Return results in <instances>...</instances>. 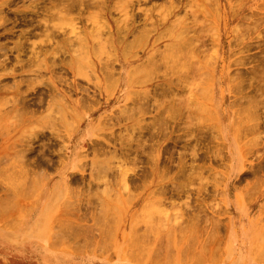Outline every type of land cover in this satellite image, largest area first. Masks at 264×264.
<instances>
[{
	"label": "rangeland",
	"instance_id": "obj_1",
	"mask_svg": "<svg viewBox=\"0 0 264 264\" xmlns=\"http://www.w3.org/2000/svg\"><path fill=\"white\" fill-rule=\"evenodd\" d=\"M21 1L24 11L42 2ZM47 1L38 6L50 5ZM136 1L100 0L83 13L74 9L47 18L56 42L40 36L23 39L28 48L23 60L32 48L43 55L32 71L14 66L18 35L30 27L16 21L12 38L0 39L10 50L0 56V264H35L36 255L45 264H264V91L260 96L256 90L264 78V53L257 57L264 52V0H194L198 7L192 0H174V8L171 0ZM8 12L11 27L19 16ZM63 36L73 47H65ZM80 38L86 40L95 71L76 62ZM64 60L75 63L74 70L64 67ZM259 62L261 70L255 68ZM51 64L56 65L53 71ZM109 65L117 76L113 91L106 85L115 84V78L104 77L106 70L111 72ZM236 74L243 86L237 88L246 95L240 104L244 97L235 92L240 83ZM75 85L86 87L84 95ZM199 85L211 98H203ZM65 105L80 116L72 133L56 120ZM234 119L245 123L241 140ZM212 123L219 132L212 131L209 139ZM245 128L252 132L248 135ZM142 144L145 150L135 154ZM127 147L129 152L132 148L129 156Z\"/></svg>",
	"mask_w": 264,
	"mask_h": 264
},
{
	"label": "bare ground",
	"instance_id": "obj_2",
	"mask_svg": "<svg viewBox=\"0 0 264 264\" xmlns=\"http://www.w3.org/2000/svg\"><path fill=\"white\" fill-rule=\"evenodd\" d=\"M18 1H20V2H23L22 3V5H20V2H18ZM47 1V0H46ZM45 0H44V2H46ZM140 1V0H139ZM138 0L136 1V2H139ZM143 1H148V0H143ZM167 1V0H166ZM170 1V0H169ZM178 1H180V0H178ZM191 0H189V2H190ZM205 1V0H204ZM210 1V0H209ZM212 1V0H211ZM216 1V0H215ZM42 2H43V0H42ZM37 3V4H35V5H30L29 7L31 8V10H28V11H24V10H20L19 8L21 7V6H23L25 3H24V1H21V0H0V39H4V38H12V36H13V29H15V27L17 26V25H15V23H17L16 21H19V24L18 25H25V26H27V27H30L29 29H26L27 31L24 33H20L19 35H18V38H19V40L16 42V45H15V47H14V49L16 50V51H18L17 52V55H16V58L14 59L15 60V63H14V66H18V68L20 69V70H23V69H26V72H28V71H32V67H34V66H36L35 64H36V62H38V60H39V58L40 57H42L43 55H42V52L41 51H36V50H34V48H32L31 49V51H30V54L31 55H28L29 57L27 58V59H25V60H23L21 57H22V54H25L26 55V52H27V47H25V45H24V42H23V39L25 38V42L26 41H29V38H31V37H34V36H40V37H44L45 38V40L47 41V42H50V41H55L56 42V37H57V34H55L53 31H51L52 29L50 28V30L48 29V27L47 26H49L48 25V20H47V18H49V19H51V18H53L54 16H56V14H60V13H65V12H72L74 9H77L80 13H83V12H85V11H87L88 9H90V8H94V7H98L100 4V0L99 1H96V2H93V3H89V2H87V1H85V0H48L47 2L50 4V5H47V3L45 4V5H43V6H41V7H39L38 6V4L40 5V4H43V3ZM168 2V1H167ZM191 2H193L194 4H195V2H194V0H192ZM190 2V3H191ZM207 2V1H206ZM212 2H214V0L212 1ZM218 2V1H217ZM140 3V2H139ZM169 3V2H168ZM170 5H172L173 3H175V1L174 0H171L170 1ZM188 2L186 1V4H187ZM175 4H177V1H176V3ZM174 4V5H175ZM198 4V3H197ZM197 4H195V5H197ZM26 5V4H25ZM169 5V6H170ZM178 5V4H177ZM193 5V4H192ZM191 5V6H192ZM211 5H214V4H211ZM199 6H200V4H199ZM172 7L174 8V6L172 5ZM176 7V6H175ZM178 7V6H177ZM188 7H190V6H188ZM197 7H198V5H197ZM200 7H202V6H200ZM170 8H171V6H170ZM19 9V10H18ZM23 9H25V8H23ZM172 10V9H171ZM8 11H12L13 12V14L15 15V16H19V17H17L16 19L17 20H15V19H13V20H15V21H13L12 22V26L11 27H8L7 25V22L11 19V18H9V20H8V18L6 17V15L5 14H9V12ZM11 12V13H12ZM194 12V11H193ZM195 12H197V13H195V14H198V11L196 10ZM46 14L48 17H46V15H45V17H46V19H44L43 21H42V19H39L38 20V18H37V16H39L40 14ZM210 15H212V14H210ZM192 16V15H191ZM202 16V15H201ZM186 18V17H185ZM193 18V17H192ZM192 18H191V20H192ZM198 18V17H197ZM194 19H196L195 18V16H194ZM197 21V23H198V21L199 20H196ZM200 21H202V20H200ZM117 22V21H116ZM10 23V22H9ZM177 25V24H176ZM175 25V26H176ZM118 26V25H117ZM117 29L119 30V28L117 27ZM190 29V28H189ZM198 29V28H197ZM196 29V30H197ZM200 30H201V28H199ZM169 30V29H168ZM172 30H173V28H172ZM187 31H188V27H187V29H186ZM192 30V29H191ZM193 32H194V30H192ZM191 31V32H192ZM198 31V30H197ZM110 32V31H109ZM169 32V31H168ZM168 32H166L167 34H168ZM171 32V31H170ZM181 33H183V32H181ZM181 33L180 34H178V35H180L181 37H182V35H181ZM172 34V33H171ZM64 35H66V34H64ZM177 35V36H178ZM186 35V34H185ZM194 35V34H193ZM196 35V34H195ZM159 36H161V35H159ZM179 37V36H178ZM200 37V36H199ZM198 37V39H201V38H199ZM202 37V36H201ZM160 38V37H159ZM212 38H214L213 36L211 37V38H209L210 40H213ZM217 38V37H216ZM215 38V39H216ZM70 38L67 36V37H65V36H63L60 40H62V42L65 44V47H70V46H72L73 47V44H72V42H70V40H69ZM157 39H158V37H157ZM156 39V40H157ZM191 39V41H192V38H190ZM193 39H194V37H193ZM202 39H203V37H202ZM201 39V40H202ZM208 39V40H209ZM214 39V40H215ZM159 40V39H158ZM188 40V39H187ZM186 40V41H187ZM195 40V39H194ZM197 40V39H196ZM204 40V39H203ZM118 41H120V40H118ZM190 41V42H191ZM185 42V41H184ZM189 42V41H188ZM193 42V41H192ZM191 42V44H193ZM196 42V41H195ZM212 42V41H211ZM214 42V41H213ZM215 42H216V40H215ZM80 43H81V50L79 51L80 53L78 54V52L76 53V54H74V55H78L76 58L78 59V60H76V62H77V64L78 65H80V66H82V67H84V66H88V64L90 65V67H92L93 69H94V71L96 70V69H98L97 68V66L96 65H94V64H92V62H90V56H89V52L87 51V45H84V44H86V40L84 41V38L83 39H81L80 38ZM88 43V42H87ZM120 43V42H119ZM202 43H204V42H202ZM212 44V43H211ZM263 45H264V43H263ZM187 46V45H186ZM191 46V45H190ZM193 46V45H192ZM213 46V45H212ZM189 47V46H188ZM193 48V47H192ZM263 48V47H262ZM86 49V50H85ZM92 49H94V48H92ZM91 49V50H92ZM249 49V48H248ZM207 49H205V51H206ZM8 51H10L9 49H8V47L5 45V44H0V56L1 57H3L2 55H4V56H7V55H5V54H7V52ZM47 50H45L44 52H46ZM90 51V50H89ZM93 51V50H92ZM94 52V51H93ZM259 53H260V51H259ZM264 52H262V53H260V54H257V57L258 56H262V54H263ZM264 55V54H263ZM44 57H46V55L44 56ZM70 57H72V56H70ZM200 57V56H199ZM204 57V56H203ZM246 57H248V56H246ZM252 57H254V56H252ZM262 57H264V56H262ZM73 58V57H72ZM72 58H70L72 61H73V59ZM249 58V57H248ZM247 58V59H248ZM5 59V61H6V59L7 58H4ZM9 59V58H8ZM210 59V58H209ZM246 59V58H245ZM249 59H251V58H249ZM259 59H261V58H259ZM43 60V59H42ZM70 60V61H71ZM75 60L73 61V62H75ZM170 60V59H169ZM244 60V59H243ZM255 60H256V58H255ZM258 60V59H257ZM44 61V60H43ZM65 61V60H64ZM66 61H68V60H66ZM65 61V62H66ZM71 61V62H72ZM204 61H206V60H204ZM208 61V60H207ZM3 62H4V60L1 62L2 64H3ZM75 62V63H76ZM170 62V61H169ZM176 62V61H175ZM252 62V61H251ZM263 62H264V59H263ZM262 61H261V63H263ZM0 63V65H2ZM63 63V62H62ZM75 63H73V64H75ZM88 63V64H87ZM199 63V62H198ZM205 63V62H204ZM206 63H208V62H206ZM205 63V64H206ZM260 63V62H259ZM261 63L260 64H258L259 65V67H255V65L254 66H252L253 67V69H254V67L255 68H259L260 70H261ZM6 64H8V63H6ZM6 64H4L5 66H6ZM64 64V63H63ZM63 64H62V66H63ZM73 64L72 63H70V62H66L65 63V65H64V67H67V68H69V69H73L74 70V68H73ZM151 64H153V63H151ZM155 64V63H154ZM153 64V65H154ZM170 64V63H169ZM209 64V63H208ZM248 64V63H247ZM252 64V63H251ZM253 64H255V63H253ZM252 64V65H253ZM257 64V63H256ZM264 64V63H263ZM76 65V64H75ZM77 65V66H78ZM105 65V64H104ZM142 64H140V66H141ZM200 65V64H199ZM198 65V66H199ZM213 65V64H212ZM139 66V67H140ZM155 66V65H154ZM183 66H184V64H183ZM206 66V65H205ZM208 66V65H207ZM210 66V65H209ZM54 67H56V65H54V64H51V66L49 67V69L50 70H54ZM105 67H106V65H105ZM104 67V68H105ZM200 67H201V65H200ZM3 68H4V66H3ZM138 68V67H137ZM142 68H143V66H142ZM183 68H185V67H181L180 69H183ZM202 68V67H201ZM263 68V67H262ZM108 69H110V65H109V67H108ZM179 69V68H178ZM192 69V68H191ZM203 69V68H202ZM248 70H250L251 69V67H249V68H247ZM247 69H246V72H247ZM105 70H106V68H105ZM135 70H136V68H135ZM186 70H187V67H186ZM189 70H190V68H189ZM199 70V69H198ZM110 71L111 72H109V73H106L107 72V70H106V72L105 71H103V73L105 72L106 73V76H105V73H104V77L106 78V79H108V78H110V79H114L115 77H117V76H115L116 75V73H115V75H114V73H112L113 71H112V69H110ZM256 71V69L253 71V73H251V75L252 74H256L257 73V71ZM259 71V70H258ZM264 71V70H263ZM134 71L132 70V72H131V75H132V73H133ZM138 72V71H137ZM192 72L193 71H191L190 72V75L192 76ZM252 72V71H251ZM236 73H238V72H236ZM242 74H243V72H241ZM240 73V74H241ZM194 74V73H193ZM197 74V73H196ZM264 74V73H263ZM262 74V76H264ZM114 75V76H113ZM129 75H130V72H129ZM131 75H130V77H131ZM201 75H202V73H201ZM205 74H203V76H204ZM208 75V74H207ZM237 75V74H236ZM251 75H249V77L251 76ZM184 76V75H183ZM199 76H200V74H199ZM203 76H200V77H202L203 78ZM130 77H128L129 79H128V83H129V81H130ZM212 76H210V78H211ZM233 77H235V76H233ZM237 77H238V80L237 81H239V75H237ZM252 77V76H251ZM250 77V79L249 80H251L252 78ZM185 78H186V76H185ZM209 78V77H208ZM236 78V77H235ZM256 78V75H255V77L253 76V81H254V79ZM258 78V77H257ZM263 78V77H262ZM109 79V81L111 82V80ZM212 79V78H211ZM211 79H208V81L209 80H211ZM232 79V78H231ZM234 79V78H233ZM237 79V78H236ZM236 79H234L235 81H236ZM244 79V78H243ZM246 79H247V77H246ZM126 80V79H125ZM182 80V79H181ZM185 80V79H184ZM183 80V81H184ZM202 80H204V79H201L200 78V80L199 81H201L202 82ZM205 80H207V79H205ZM234 80H232V81H234ZM248 80V79H247ZM255 80H257V79H255ZM116 78H115V81H114V83L115 84H113V83H111V84H108V85H106V86H109L108 88L110 89V90H108L107 89V91H113V86L114 85H116ZM127 81V80H126ZM259 81H264V78H263V80H261V79H259ZM259 81H255L256 83H259ZM104 82V81H103ZM109 82V83H110ZM181 82V81H180ZM186 82V81H185ZM206 82V81H205ZM240 82V81H239ZM238 82V83H239ZM252 82V81H251ZM260 82V83H261ZM108 83V81L106 82V84ZM203 83V82H202ZM231 83V82H230ZM234 83V82H233ZM237 83V82H236ZM259 83V84H260ZM19 84V83H18ZM17 84V85H18ZM83 84V83H82ZM177 84V83H176ZM240 84H241V87H243L242 86V82H240L238 85H236V89L237 90H235V92H239L240 90L238 89L239 87L238 86H240ZM245 84V83H244ZM258 84V86L257 87H261L262 85V83L259 85ZM112 85V86H111ZM183 85H185V87H187V85L186 84H184L183 83ZM235 85H233V87H235ZM246 85H247V83H246ZM200 87H199V89L202 91V93H204L203 91L204 90H202L201 89V85H199ZM231 86H232V84H231ZM18 87V86H17ZM75 87V89H77V88H79L80 89V91L82 92V94L84 95V92H86V87L83 85H75L74 86ZM111 87V88H110ZM115 87V86H114ZM167 87H169V86H167ZM238 87V88H237ZM250 87V86H249ZM253 86H251V88H252ZM96 88V87H95ZM259 88H256V90H258V93H259V95H260V93H262L261 91L263 90L264 91V88H261V89H259ZM1 89V88H0ZM254 89V88H253ZM98 90L100 91V89L98 88ZM164 90V89H163ZM162 90V91H163ZM170 90H172V89H170ZM206 90V89H205ZM256 90L254 89V93L256 92ZM261 90V91H260ZM98 91V92H99ZM106 91V92H107ZM154 91V90H153ZM158 90H155V92H157ZM209 91V90H208ZM159 92H161V91H159ZM166 92H168L167 90H166ZM172 92V91H171ZM170 92V93H171ZM206 92V91H205ZM238 92H237V94H238ZM243 91H241V92H239L240 94H238V95H242L241 93H242ZM108 94H110L109 92H107ZM164 93V92H163ZM163 93H162V95H163ZM174 93V92H173ZM176 93V92H175ZM257 93V94H258ZM156 94V93H155ZM160 95H161V93H159ZM158 94V95H159ZM167 94V93H166ZM172 94V93H171ZM243 94H244V92H243ZM250 94V93H249ZM248 94V95H249ZM263 94V93H262ZM157 95V94H156ZM159 95V96H160ZM161 95V96H162ZM165 95V94H164ZM173 95V94H172ZM202 95V94H201ZM201 95H200V97H201ZM210 95V94H209ZM208 95V96H209ZM247 95V96H248ZM254 95V94H253ZM158 96V97H159ZM168 96H170V94H168ZM175 96V95H174ZM199 96V95H198ZM208 96H205V93H204V97L203 98H205V97H208ZM243 96V95H242ZM261 96V95H260ZM85 98H86V96H84ZM143 97V96H142ZM157 97V96H156ZM162 97H164V96H162ZM176 97H177V95H176ZM244 97V96H243ZM250 97H251V94H250ZM249 97V98H250ZM88 98V97H87ZM169 98V97H168ZM167 98V99H168ZM172 98H173V96H172ZM178 98V97H177ZM179 98H181L180 96H179ZM179 98H178V100H179ZM190 98V97H189ZM194 98V97H193ZM196 98V97H195ZM209 98H211V97H208V99ZM239 98V97H238ZM246 98V95H245V97L244 98H240V99H238L239 100V102H238V104H240V102H242L241 100H244ZM248 98V97H247ZM262 98V97H261ZM260 98V99H261ZM156 99H158V98H156ZM171 99V98H170ZM169 99V100H170ZM173 99H175V98H173ZM173 99H172V101L170 102V103H172L173 102ZM197 99V98H196ZM236 99L237 98H235V101H236ZM258 99H259V96H258ZM264 99V98H263ZM181 100V99H180ZM187 100V99H186ZM189 100V99H188ZM237 100V101H238ZM262 100V99H261ZM158 101H159V99H158ZM182 101V100H181ZM209 101V100H208ZM234 101V102H235ZM237 101H236V103H235V105L237 104ZM246 101V100H245ZM176 102H177V100H176ZM94 103V102H93ZM160 103V102H159ZM195 103V102H194ZM197 103V102H196ZM249 103V102H248ZM70 104H72V102H70ZM166 104V103H165ZM178 104H179V102H178ZM180 104H183L182 102L180 103ZM186 104V103H185ZM191 104V103H190ZM172 105H173V103H172ZM171 105V106H172ZM198 104H196L195 106H197ZM233 105V104H232ZM245 105V107H246V103L244 104ZM75 106H76V108H79V107H77V103L75 102ZM168 106V105H167ZM174 106V105H173ZM175 106H176V104H175ZM200 106L202 107V105H199V108H200ZM234 106V105H233ZM237 106H239V105H237ZM170 107V106H169ZM189 107V106H188ZM192 107V106H191ZM244 107V108H245ZM166 108V107H165ZM187 108V107H186ZM238 108V107H237ZM240 108H242L241 106H240ZM247 108V107H246ZM70 108H68L66 105L62 108V111H61V115H59V118L57 117L56 118V120H57V122H58V124L59 123H61V124H63L64 126H66V129H68V131H71L70 133H72V131L75 129V127H74V121L76 122L77 121V119H78V117H80L78 114H72V112H70V111H73V109H70ZM188 109V108H187ZM186 109V111H188V110H190V108L187 110ZM207 109V108H206ZM239 109V108H238ZM238 109H235V110H238ZM141 110V109H140ZM164 110V109H163ZM162 110V111H163ZM166 110V109H165ZM178 109H176V111H177ZM197 110H200V109H197ZM204 110H205V107L202 109V111L204 112ZM245 110V109H244ZM125 111V110H124ZM161 111V109H160V112H162ZM175 111V110H174ZM175 111V112H176ZM180 111V110H179ZM179 111H177L178 113H179ZM201 111V110H200ZM208 111V110H207ZM240 111V110H239ZM247 111V110H246ZM170 112V111H169ZM168 112V113H169ZM172 112V111H171ZM171 112H170V114H171ZM176 112V113H177ZM182 113H183V111H181ZM180 112V113H181ZM205 112H206V110H205ZM240 113V112H239ZM248 114H250L249 112H247ZM116 114V113H115ZM120 113H118V115H119ZM160 114V113H159ZM170 114H169V116H170ZM173 114V113H172ZM117 115V116H118ZM167 115V114H166ZM165 115V116H166ZM183 115H184V113H183ZM212 115V114H211ZM219 115V114H218ZM235 115V114H234ZM245 115V114H244ZM247 115V114H246ZM257 115V114H256ZM162 116V115H161ZM173 116V115H172ZM171 116V117H172ZM180 116H182L181 114H180ZM213 116V115H212ZM251 116V115H250ZM254 116V115H253ZM48 118H49V116H47ZM187 117V116H186ZM186 117H184V118H186ZM209 117H211V116H209ZM244 117V116H243ZM246 117V116H245ZM244 117V118H245ZM255 117V116H254ZM257 117V116H256ZM255 117V118H256ZM162 118H163V116L161 117V120H162ZM174 117H172V119H173ZM189 118L190 119H192L190 116H189ZM240 118H242V117H240ZM246 118H248V117H246ZM111 119V118H110ZM116 119V118H115ZM117 119H118V117H117ZM160 119V118H159ZM168 119V118H167ZM199 119H201V117L199 118ZM213 119V118H212ZM217 118H215V120H216ZM251 119V118H250ZM258 119H260L259 117H258ZM1 120V119H0ZM3 120V119H2ZM2 120H1V122H2ZM19 120V119H18ZM114 120V119H113ZM158 120V119H157ZM174 120V119H173ZM184 120V119H183ZM202 120V119H201ZM206 120V119H205ZM208 120V119H207ZM221 120V119H220ZM236 119H234V123H235V125H237V128H236V126H233V127H235V134H236V137L237 138H240L239 140H241V136H242V134H245L246 132H245V130L242 128V131L240 130V128H241V126H244V124H241V120H240V122L238 123L237 121H235ZM237 120H238V118H237ZM244 120V119H243ZM248 120V119H247ZM120 121V120H119ZM193 121V120H192ZM196 121V120H195ZM194 121V122H195ZM212 121V120H211ZM239 121V120H238ZM250 121V120H249ZM248 121V122H249ZM252 121V120H251ZM258 121V120H257ZM15 122V121H14ZM181 122V121H180ZM188 122V121H187ZM203 122H204V120H203ZM245 122V121H244ZM260 122V121H259ZM17 123V122H16ZM253 123H256L255 121H253ZM52 124V123H51ZM53 124H54V122H53ZM57 124V125H58ZM177 124H179V123H177ZM190 124V123H189ZM195 124V123H194ZM238 124H239V126H238ZM248 124V123H247ZM250 124V123H249ZM252 124V123H251ZM250 124V125H251ZM253 125V124H252ZM201 126V125H200ZM216 126V125H215ZM198 127V126H197ZM256 127H258V126H256ZM255 127V128H256ZM145 128V127H144ZM204 128V127H203ZM203 128H201V130L203 129ZM212 128H214V125H213V123L212 124H210V126H208V129H209V131H210V134L209 135H211V136H209V139H211V137L214 135V133L216 134V131L217 132H219V129H217V130H215L216 128H214V129H212ZM253 128H254V126H253ZM252 129V128H250V129H252L253 131L255 130V133H256V129ZM147 129V128H146ZM149 129H150V127H149ZM184 129H186V127L184 128ZM188 129V128H187ZM190 129V128H189ZM188 129V130H189ZM198 129V132H199V127L197 128ZM196 129V130H197ZM204 129H206V126H205V128ZM207 129V130H208ZM246 129V128H245ZM194 130V129H193ZM193 130H192V134L194 135V133H193ZM223 131H224V129H222ZM246 130H248V129H246ZM260 130V129H259ZM258 130V131H259ZM142 131V130H141ZM185 131V130H184ZM190 131H191V129H190ZM195 131V130H194ZM212 131H215L214 133L212 132ZM239 131H240V133H239ZM249 131L250 132H252L251 130H248L247 131V134L249 133ZM257 131V132H258ZM140 132V131H139ZM161 132V131H160ZM200 132H202V131H200ZM205 132V131H204ZM260 132V131H259ZM143 133V132H142ZM147 133V135H148V132H146ZM150 133H152V132H150ZM233 133V134H234ZM165 134V133H164ZM163 134V135H164ZM191 134V133H190ZM196 134H198L197 133V131H196ZM202 134H204V133H202ZM201 133H200V135H202ZM250 134V133H249ZM248 134V135H249ZM257 134H259V133H257ZM146 135V134H145ZM153 135V134H152ZM152 135H150V136H152ZM155 135V134H154ZM199 135V134H198ZM206 135V133L204 134V136ZM208 135V134H207ZM206 135V136H207ZM220 135V134H219ZM241 135V136H240ZM253 135V134H252ZM122 136H124V135H122ZM189 136V135H188ZM195 136V135H194ZM205 136V137H206ZM234 136V135H233ZM240 136V137H239ZM244 136H246V135H244ZM244 136H242L243 138H244ZM119 137H120V135H119ZM191 137H192V135H191ZM190 137V138H191ZM198 137V136H197ZM196 137V138H197ZM215 137V136H214ZM213 137V138H214ZM216 137H218V136H216ZM235 137V136H234ZM122 138V137H121ZM207 138V137H206ZM212 138V139H213ZM219 139H220V137H218ZM242 138V140H244ZM248 138V137H247ZM80 139H82V138H80ZM119 139V138H118ZM136 139V138H135ZM149 139V138H148ZM208 139V138H207ZM236 139V138H235ZM122 140V139H121ZM120 140V141H121ZM127 140V139H126ZM125 140V141H126ZM140 140V139H139ZM189 140V139H188ZM190 140H192V139H190ZM238 140V139H237ZM236 140V141H237ZM125 141H124V143H125ZM143 142H145L144 140H142ZM150 141V140H149ZM174 141H175V139H174ZM204 141V140H203ZM203 141H200L201 143L203 142ZM251 140H247L246 142H250ZM137 142H139V141H137ZM141 142V141H140ZM176 142V141H175ZM190 142V141H189ZM189 142H186V144L187 143H189ZM238 142V141H237ZM117 144H118V142H116ZM136 143V142H135ZM146 143V142H145ZM144 143V145H146ZM191 143H192V141H191ZM197 143V142H196ZM251 143V142H250ZM259 143V142H258ZM185 144V145H186ZM252 144V143H251ZM80 145H81V141L79 140V142L77 143V144H75V147H74V149L73 150H75V155H74V157H73V159H75V157H77V155H78V153H76L77 151V148L78 147H80ZM95 145V144H94ZM133 145V144H132ZM187 145H189V144H187ZM186 145V146H187ZM239 145V144H238ZM244 145H246V144H244ZM244 145H243V147H244ZM250 145V144H249ZM254 146H255V143L253 144ZM253 145H251L253 148H254V146ZM138 146H140V145H138ZM137 146V148H136V146L134 145V147L136 148V150H133V152H138L139 150H140V148H142L143 147V144L140 146V147H138ZM152 146V145H151ZM154 146V145H153ZM195 146V145H194ZM194 146H192V148H190L191 150L192 149H195V148H193ZM247 146H248V144H247ZM256 146H258V144L256 145ZM69 147H70V145H69ZM69 147L67 146L66 147V149H67V151L69 150ZM92 147H96V146H93L92 145ZM148 147V146H147ZM188 147V146H187ZM249 147V146H248ZM76 148V149H75ZM126 148V147H125ZM144 148V147H143ZM142 148V149H143ZM151 148V147H150ZM225 148V147H224ZM100 149H101V147H100ZM131 149L132 148H130V152H129V150H128V147H127V149L126 150H124V151H127V152H125V154H127L128 152H129V154L131 153ZM134 149V148H133ZM186 149V148H185ZM188 149H189V147H188ZM209 149H211V148H209ZM250 149H251V147H250ZM250 149H248V150H250ZM78 150H79V148H78ZM116 150V149H115ZM122 150V151H123ZM143 150H145V149H143ZM152 150V149H151ZM150 150V151H151ZM196 150V149H195ZM194 150V151H195ZM207 150V149H206ZM240 150H241V148H240ZM245 150V149H244ZM93 151H95V150H93ZM108 151V150H107ZM147 151V150H146ZM154 151V150H153ZM186 151V150H185ZM193 151V150H192ZM193 151V153H195ZM198 152H199V150H197ZM209 151V150H208ZM207 151V152H208ZM246 152H247V150H245ZM251 151V150H250ZM109 153H112V152H110V151H108ZM107 152V153H108ZM135 152V154H137ZM171 153H172V151H170ZM176 152V151H175ZM210 152H212V151H210ZM209 152V153H210ZM216 152V151H215ZM252 152V151H251ZM67 153H69V151L67 152ZM95 153H97V152H95ZM118 152H115V156H116V154H117ZM147 153V155H148V152H146ZM188 153H190V155L192 154L193 155V153L192 152H189L188 151ZM206 153V152H205ZM83 153H81V154H79V155H82ZM102 154V153H101ZM103 154H106V152L105 153H103ZM119 154V153H118ZM120 154H121V152H120ZM119 154V155H120ZM125 154L123 153L122 155H124L125 156ZM129 154H127V156H129ZM134 153L132 154V155H135ZM141 154H143L144 155V153H141ZM154 154V153H153ZM207 154V153H206ZM213 154V153H212ZM209 155V154H208ZM214 155V154H213ZM247 155V154H246ZM146 156V155H145ZM151 157H152V155H150ZM215 156V155H214ZM139 157V156H138ZM149 157V156H148ZM147 157V159H149ZM172 157V156H171ZM174 157V156H173ZM172 157V158H173ZM126 158V157H125ZM170 158V157H169ZM179 158H180V156H179ZM181 159V158H180ZM245 159V158H244ZM164 160V159H163ZM162 160V161H163ZM171 160V159H170ZM179 160V159H178ZM183 160V159H182ZM150 161H151V158H150ZM153 162H155L154 160H152ZM151 161V162H152ZM193 161V160H192ZM151 162H150V164H151ZM161 162V161H160ZM164 162H165V160H164ZM179 162V161H178ZM182 162V161H181ZM245 162V161H244ZM162 163V162H161ZM160 163V164H161ZM177 163V162H176ZM151 165H154V164H151ZM177 165V164H176ZM183 165H184V163H183ZM183 165H182V167H183ZM242 165V164H241ZM101 166V165H100ZM186 166V165H185ZM244 166V165H243ZM171 167V166H170ZM257 167H258V165H257ZM261 167V166H260ZM183 168H185V167H183ZM183 168H182V170H183ZM259 168V167H258ZM22 169V168H21ZM97 169V168H96ZM169 169V168H168ZM171 169V168H170ZM173 169V168H172ZM188 169V168H187ZM23 170V169H22ZM180 170V169H179ZM178 170V171H179ZM184 170H186V168L184 169ZM189 171H190V169H188ZM260 170H262V168L260 169ZM21 171V170H20ZM121 171V170H120ZM181 171V170H180ZM188 171V172H189ZM192 171V173H194L193 171L194 170H191ZM197 171V170H196ZM22 172V171H21ZM96 172H98V170H96ZM122 172V171H121ZM120 172V173H121ZM183 172V171H182ZM99 173V172H98ZM190 173V172H189ZM176 174H177V172H176ZM178 174H180V173H178ZM177 174V175H178ZM182 174V173H181ZM180 174V175H181ZM195 174H196V172H195ZM176 175V176H177ZM179 175V176H180ZM182 176V175H181ZM185 176V175H184ZM15 178V177H14ZM185 178H186V176H185ZM187 178H189V177H187ZM8 179V178H7ZM19 179H20V177H19ZM122 179H123V173H122ZM124 180V179H123ZM31 186H33V184H31ZM14 191V190H13ZM16 191V190H15ZM14 191V192H15ZM17 192V191H16ZM11 193V192H10ZM9 193V194H10ZM11 195H13L14 197H12V198H15V194H12L11 193ZM8 196V199H11V196L10 195H7ZM10 197V198H9ZM21 198V197H20ZM6 199H7V197H6ZM13 200V199H12ZM15 200V199H14ZM3 201V200H2ZM1 201V202H2ZM4 202V201H3ZM16 203V201L14 202V204ZM99 203H102L101 201L99 202ZM104 203V202H103ZM1 204H4V203H1ZM17 204V203H16ZM105 205H106V203H104ZM104 205V206H105ZM5 207H6V205H4ZM8 206V205H7ZM10 206V205H9ZM8 206V207H9ZM14 206H16V205H13L12 207H14ZM74 206V205H73ZM78 206V205H77ZM101 206V205H100ZM1 207H2V205H1ZM0 207V208H1ZM7 207V208H8ZM11 207V209H13ZM75 207V206H74ZM73 207V208H74ZM101 208H103V206H101ZM1 209H3L4 210V208H1ZM105 209H106V207H105ZM5 210H6V208H5ZM7 210H10V208L9 209H7ZM16 210V209H15ZM12 211V210H11ZM66 211H67V209H66ZM104 211V210H103ZM1 213H2V211H1ZM0 213V214H1ZM105 213V212H104ZM108 213V212H107ZM4 214V213H3ZM99 214H101L102 215V211H101V213L99 212ZM109 214H110V212H109ZM113 214V213H112ZM107 215V214H106ZM102 216H104V215H102ZM112 216H114V215H112ZM94 218H96V217H94ZM96 220V219H95ZM112 220V219H111ZM116 220V219H115ZM118 220V219H117ZM104 221V220H103ZM107 222V221H106ZM105 222V223H106ZM42 223V222H41ZM110 224V223H109ZM108 224V226L106 227V228H109L108 229V231H110L111 233L110 234H112V229L110 230V228L111 227H109L110 225ZM43 225V224H42ZM136 225V224H135ZM9 227V226H8ZM190 227V226H189ZM12 228V227H11ZM105 229V230H103V229ZM102 228L100 227V231H101V229H102V233H103V231H105V233H106V231H107V229L106 228H104V226H102ZM181 230V229H180ZM134 231H136V229H134ZM186 231V230H185ZM182 232H184V231H182ZM193 232V231H192ZM264 232V231H263ZM114 233V232H113ZM194 233V235H195V232H193ZM200 233V232H199ZM183 234H185V232L183 233ZM104 235V239H106V242H109V241H107L108 240V238L107 237H105L106 235L105 234H103ZM102 235V236H103ZM114 235V234H113ZM182 235V234H181ZM180 235V236H181ZM190 235V234H189ZM60 236V235H59ZM184 236V235H183ZM132 237H134V235L132 236ZM189 237V236H188ZM191 237V238H190ZM189 238L190 239H193L192 237H194V236H190ZM262 238H263V234H262V236H261ZM136 238V237H135ZM206 238H207V236H206ZM210 238V237H209ZM212 238V237H211ZM91 239V238H90ZM110 239V238H109ZM111 239H113V237L111 238ZM189 239V240H190ZM101 240H103V239H101ZM100 240V241H101ZM207 239H205V241H206ZM214 240V239H213ZM59 241V240H58ZM61 241V240H60ZM85 241V240H84ZM88 241V240H87ZM94 241V240H93ZM111 241V240H110ZM137 241V240H136ZM191 241V240H190ZM193 241V240H192ZM260 242L261 241H263V239L262 240H259ZM105 242V243H106ZM133 242V241H132ZM186 242V241H185ZM214 242V241H213ZM88 243V242H87ZM99 244H102V243H99ZM195 244V243H194ZM205 244V243H204ZM257 244V243H256ZM255 244V245H256ZM86 245V244H85ZM90 246L92 245V244H89ZM90 246H89V248H90ZM136 246V245H135ZM101 247V246H100ZM100 247H98V248H100ZM103 247V246H102ZM204 247H206V246H204ZM91 249V248H90ZM102 249V248H101ZM109 249V248H108ZM133 249H135L134 247H133ZM136 249H137V247H136ZM192 249V248H191ZM206 249V248H205ZM213 249V248H212ZM107 250V249H106ZM132 249H130V251H131ZM207 250V249H206ZM134 251V250H133ZM136 251V250H135ZM146 251V250H145ZM155 252H157V250H154ZM138 252H139V248H138ZM137 252V253H138ZM154 252V253H155ZM183 252V251H182ZM184 252H186V251H184ZM183 252V253H184ZM261 252H262V249H261V251H260V254H261ZM135 253V252H134ZM136 253V254H137ZM140 253V252H139ZM154 253H153V255H154ZM160 253V252H159ZM182 253V254H183ZM263 253V252H262ZM125 254V253H124ZM182 254H181V256H182ZM212 254V253H211ZM141 255V254H140ZM152 255V256H153ZM188 255H189V253H188ZM195 255H196V253H195ZM215 255V254H214ZM213 255V256H214ZM144 256H145V253H144ZM151 256V257H152ZM185 255H183V257H184ZM190 256V255H189ZM166 257V256H165ZM139 258V257H138ZM157 257H155V259H156ZM167 258V257H166ZM182 259V258H181ZM184 259V258H183ZM182 259V260H183ZM200 259V258H199ZM214 259V258H213ZM185 260V259H184ZM143 261V260H142ZM172 261V260H171ZM144 262V261H143Z\"/></svg>",
	"mask_w": 264,
	"mask_h": 264
},
{
	"label": "crops",
	"instance_id": "obj_3",
	"mask_svg": "<svg viewBox=\"0 0 264 264\" xmlns=\"http://www.w3.org/2000/svg\"><path fill=\"white\" fill-rule=\"evenodd\" d=\"M40 258V256L38 257V255H36V260H37V262H34L35 264H45V263H43L42 261H41V259H39ZM39 259V260H38ZM52 264V263H51Z\"/></svg>",
	"mask_w": 264,
	"mask_h": 264
}]
</instances>
